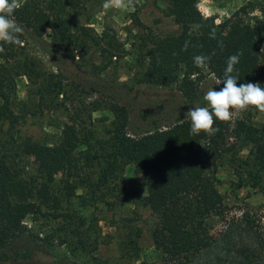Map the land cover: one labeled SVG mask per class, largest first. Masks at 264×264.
Here are the masks:
<instances>
[{
  "label": "trees",
  "instance_id": "1",
  "mask_svg": "<svg viewBox=\"0 0 264 264\" xmlns=\"http://www.w3.org/2000/svg\"><path fill=\"white\" fill-rule=\"evenodd\" d=\"M198 1L168 0L167 14L179 26V32L148 33L142 43V80L172 84L180 79L181 68L185 67L184 80L191 83L190 76L202 70L195 66L193 57L204 55L211 57L206 67L223 87L227 59L239 54V63L232 73L238 78L237 83H259L264 88V70L258 72L264 56V23L251 27L241 18L230 19L225 31L212 39L198 10ZM83 4L84 0H24L22 7L14 11L16 22L52 58L59 70L57 74L44 70L41 61L29 53L18 51L20 44L0 43L4 49L0 52V126L19 119L15 110L18 75H25L33 86L30 96H37V112L64 108L68 114L57 142L22 143L23 150L39 164L36 178L23 176L14 164L0 159V264H78L31 247L12 255L8 249L26 233L25 219L34 212L36 204L49 207V216L66 222L64 242L68 241L67 235H74L80 240L77 245L87 248L89 244L81 236L96 233L95 229L89 233L94 221L76 211L62 210L64 199L75 194L63 193L64 186L74 182L85 190L75 195L84 207L98 203L116 207L125 199L120 179L129 163L136 164L145 176L147 193L138 200L156 217L152 238L163 254L161 264H264V203L243 209L220 236L213 233L208 218L226 216L229 207L216 180L207 173L209 160L205 157L211 154L210 159L229 163L240 176L245 173L254 186L261 187L264 121L256 124L237 117L230 128L229 122L217 120L214 127L219 131L208 136L190 134L191 122L185 118L167 128L132 136L128 130V108L117 101L111 87L107 91L116 98L109 105L114 118L104 128V136L97 137L90 110L69 107L64 90L63 66L76 50L100 43L91 27L73 25L71 15L79 13ZM48 30L50 40L44 41ZM185 41H189L187 50ZM108 43L111 49L107 57L118 56V42ZM243 150H248V156H240ZM58 174L63 185H56ZM123 220L129 223L132 218ZM128 226L123 248L129 258L137 257L141 229L130 223ZM98 238L99 235L94 237L92 249H98L102 242Z\"/></svg>",
  "mask_w": 264,
  "mask_h": 264
},
{
  "label": "rangeland",
  "instance_id": "2",
  "mask_svg": "<svg viewBox=\"0 0 264 264\" xmlns=\"http://www.w3.org/2000/svg\"><path fill=\"white\" fill-rule=\"evenodd\" d=\"M104 2L105 0H84L79 13L71 15L75 27H91L100 43L87 50H76L74 57L63 66L64 90L69 99L67 105L79 110H90L96 136H104V128L114 118L109 105L116 98L107 91L111 87L119 98L117 101L128 108V130L132 136L143 135L157 128H167L185 119L189 108L207 106L203 100L206 91L209 88H221L220 81L207 67L192 74L191 83L184 80L187 70L185 67L181 68L180 79L172 84L146 83L142 80L145 68L142 43L148 33L163 35L179 32V26L167 14L168 0H135L134 10L105 8ZM197 7L210 32L214 31L215 35L224 32L226 22L234 18H241L244 24L251 27L264 23V0H199ZM19 36L24 39L18 51L29 53L41 61L44 70L56 74L59 72L44 47L35 43L25 29ZM44 39L50 40V30L46 32ZM109 40H115L119 45L118 56L113 58L107 57L108 49H111ZM263 70L264 56L259 62L258 72ZM15 84V110L19 119L17 123L5 122L0 126V159L14 164L23 176L36 178L39 164L23 150L22 143L27 140L49 144L57 142L63 125L68 120V114L64 108L37 112L34 107L37 96H30L33 86L28 78L18 75ZM237 117L259 124L264 121V112L251 107L234 112L229 121L230 128L234 126ZM90 121L88 119V124ZM204 151L207 153V146H204ZM240 156H248V150H243ZM205 157L209 160L207 173L216 180L229 207L226 216L208 218L213 233L220 236L243 209L258 207L264 203V174L261 187L254 186L245 173L240 176L229 163L210 159L211 154ZM61 177L60 174L57 175L56 185ZM120 182L125 199L116 207H108L104 203L84 207L75 195L84 193L85 190L74 182L64 186L63 193L75 194L64 199L62 210L76 211L87 216L88 221H94L95 226L89 233L94 229L96 233L90 237L89 234L81 236L89 244L87 248L77 245L80 240L74 235H67L68 241L64 242L66 231L63 227L66 222L63 218L49 216L52 210L49 207L36 204L34 212L25 219L26 233L8 249V253L12 255L17 250L27 251L31 247L78 264H161L163 254L156 248L152 238L156 217L138 200L147 193L145 176L136 164L129 163ZM60 184L63 185V182ZM128 217L132 218L130 224L141 229V236L138 238L139 254L132 258L125 254L126 250L123 248L129 229V223L123 218ZM97 235L102 242L98 249H92L91 243Z\"/></svg>",
  "mask_w": 264,
  "mask_h": 264
},
{
  "label": "clouds",
  "instance_id": "3",
  "mask_svg": "<svg viewBox=\"0 0 264 264\" xmlns=\"http://www.w3.org/2000/svg\"><path fill=\"white\" fill-rule=\"evenodd\" d=\"M105 8L115 7L119 9H135V0H105ZM22 7L21 0H0V43H21L19 34L24 29L13 17L14 11ZM210 38L215 39V32H210ZM189 41H185L184 50H187ZM0 47V52H3ZM210 56L197 55L193 57V63L198 68L207 66ZM227 67L224 73L223 87L217 90L209 88L203 96L207 106L189 108L186 118L191 122L190 134L204 133L208 136L215 135L219 129L214 127L217 120L229 122L234 112L247 110L254 107L264 112V88L259 83L238 84V78L232 75L234 66L239 63V54L228 57Z\"/></svg>",
  "mask_w": 264,
  "mask_h": 264
}]
</instances>
